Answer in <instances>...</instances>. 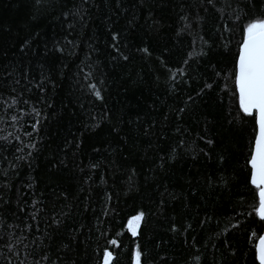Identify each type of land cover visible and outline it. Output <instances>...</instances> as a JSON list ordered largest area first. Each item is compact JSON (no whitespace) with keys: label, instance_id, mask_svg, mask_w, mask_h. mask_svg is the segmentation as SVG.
Listing matches in <instances>:
<instances>
[{"label":"trees","instance_id":"trees-1","mask_svg":"<svg viewBox=\"0 0 264 264\" xmlns=\"http://www.w3.org/2000/svg\"><path fill=\"white\" fill-rule=\"evenodd\" d=\"M261 18L264 0H0V264H258L235 71Z\"/></svg>","mask_w":264,"mask_h":264},{"label":"snow or ice","instance_id":"snow-or-ice-1","mask_svg":"<svg viewBox=\"0 0 264 264\" xmlns=\"http://www.w3.org/2000/svg\"><path fill=\"white\" fill-rule=\"evenodd\" d=\"M235 85L241 111L254 116L258 133L250 155L251 183L259 190V215L264 219V18L250 22L244 31L235 71ZM99 96V92L96 93ZM255 114V115H254ZM143 214L129 221V230L136 234ZM115 244V241H112ZM137 260L140 253L137 252ZM111 252L104 253L109 264ZM260 264H264V238L260 239Z\"/></svg>","mask_w":264,"mask_h":264},{"label":"water","instance_id":"water-1","mask_svg":"<svg viewBox=\"0 0 264 264\" xmlns=\"http://www.w3.org/2000/svg\"><path fill=\"white\" fill-rule=\"evenodd\" d=\"M240 48V47H239ZM237 60H238V58H237ZM236 65H237V62H236ZM236 86V85H235ZM237 91V90H236ZM237 94H238V92H237ZM258 133V126L256 125V134ZM253 146H254V142H253ZM252 149H253V147H252ZM249 167H250V164H249ZM250 170H251V168H250ZM250 182H251V174H250ZM251 185L255 188V189H257L252 183H251ZM258 190V189H257ZM257 196H258V201H259V190H258V192H257ZM258 209H259V205H258ZM258 209H257V215H258V217H259V219L264 223V219H261V217H260V215H259V211H258ZM261 238H264V229H263V232H262V235H261V237L258 239V241L256 242V246H255V251H256V259H257V262H258V264H260V259H259V246H260V239Z\"/></svg>","mask_w":264,"mask_h":264},{"label":"rangeland","instance_id":"rangeland-1","mask_svg":"<svg viewBox=\"0 0 264 264\" xmlns=\"http://www.w3.org/2000/svg\"><path fill=\"white\" fill-rule=\"evenodd\" d=\"M136 217V216H135ZM135 217H133V218H131L130 220H133ZM129 220V221H130ZM141 222V221H140ZM140 222H139V225H140ZM128 225H129V222H128ZM128 228H129V226H128ZM138 229V228H137ZM130 231V230H129ZM131 232V231H130ZM132 233V232H131Z\"/></svg>","mask_w":264,"mask_h":264}]
</instances>
